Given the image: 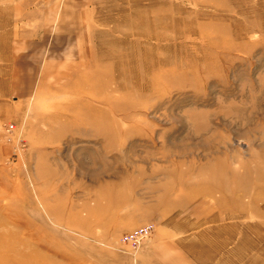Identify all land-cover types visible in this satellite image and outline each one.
Wrapping results in <instances>:
<instances>
[{"label": "rangeland", "instance_id": "obj_1", "mask_svg": "<svg viewBox=\"0 0 264 264\" xmlns=\"http://www.w3.org/2000/svg\"><path fill=\"white\" fill-rule=\"evenodd\" d=\"M0 264H264V0H0Z\"/></svg>", "mask_w": 264, "mask_h": 264}, {"label": "built area", "instance_id": "obj_2", "mask_svg": "<svg viewBox=\"0 0 264 264\" xmlns=\"http://www.w3.org/2000/svg\"><path fill=\"white\" fill-rule=\"evenodd\" d=\"M151 226L138 229L131 234L125 235L122 239L124 244L130 245L132 248L140 246L142 240H144L151 232Z\"/></svg>", "mask_w": 264, "mask_h": 264}, {"label": "bare ground", "instance_id": "obj_3", "mask_svg": "<svg viewBox=\"0 0 264 264\" xmlns=\"http://www.w3.org/2000/svg\"><path fill=\"white\" fill-rule=\"evenodd\" d=\"M240 190H241V189H240ZM240 190H239V191H240ZM236 192H238V191H236ZM241 192H242V191H241Z\"/></svg>", "mask_w": 264, "mask_h": 264}]
</instances>
